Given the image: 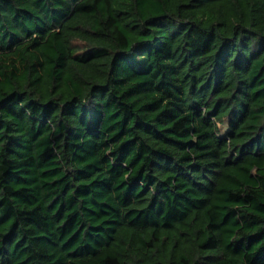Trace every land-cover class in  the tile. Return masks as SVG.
I'll return each mask as SVG.
<instances>
[{"label":"trees","instance_id":"trees-1","mask_svg":"<svg viewBox=\"0 0 264 264\" xmlns=\"http://www.w3.org/2000/svg\"><path fill=\"white\" fill-rule=\"evenodd\" d=\"M0 264H264V0H0Z\"/></svg>","mask_w":264,"mask_h":264}]
</instances>
